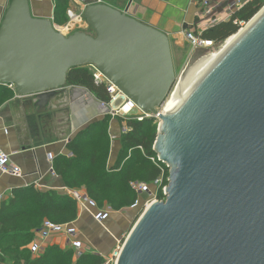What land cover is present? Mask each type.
<instances>
[{
	"label": "water",
	"instance_id": "water-1",
	"mask_svg": "<svg viewBox=\"0 0 264 264\" xmlns=\"http://www.w3.org/2000/svg\"><path fill=\"white\" fill-rule=\"evenodd\" d=\"M78 1L92 33L64 34L33 16L29 0H11L0 84L50 109L85 91L67 84L68 71L93 64L158 115L153 150L169 168L165 199L144 208L116 264H264V5L178 80L167 33L131 16L132 0L123 10Z\"/></svg>",
	"mask_w": 264,
	"mask_h": 264
},
{
	"label": "trees",
	"instance_id": "trees-1",
	"mask_svg": "<svg viewBox=\"0 0 264 264\" xmlns=\"http://www.w3.org/2000/svg\"><path fill=\"white\" fill-rule=\"evenodd\" d=\"M53 1L54 22L62 25L68 20L66 9L70 0ZM263 4L264 0L248 2L229 19L205 29L202 36L221 44L239 30L238 21L247 22ZM67 84L85 87L99 101L110 100L105 85L95 82L87 65L71 68ZM13 95L12 88L0 84V105ZM109 118L110 115H105L78 131L67 144L72 156H57L53 168L66 186H84L87 195L98 205L106 202L112 209L119 210L137 200L131 181L151 183L161 171L150 159L156 155L153 150L156 131L150 129L151 118L126 122L128 130L122 133L117 159L111 167L106 166ZM77 212L78 203L68 193L40 190L34 184L15 187L8 198L0 201V264H101L104 257L89 252L81 253L73 263V251L62 250L57 245L48 246L36 257L31 256L27 245L44 219L71 222L76 219Z\"/></svg>",
	"mask_w": 264,
	"mask_h": 264
},
{
	"label": "crops",
	"instance_id": "crops-1",
	"mask_svg": "<svg viewBox=\"0 0 264 264\" xmlns=\"http://www.w3.org/2000/svg\"><path fill=\"white\" fill-rule=\"evenodd\" d=\"M100 1L123 10L129 0ZM10 2L11 0H0V24ZM29 2L33 16L49 18L56 27L67 23L68 20L62 25L54 22L53 0ZM69 6L81 5L75 0H70ZM196 12V0H132L128 8L131 16L164 31L169 40L175 42L181 38L184 40L182 32L188 24L195 21ZM79 87L85 91L59 96L52 102L50 109L41 108L30 96H18L15 91L12 97L0 105V147L11 155L12 161L22 170V176L19 177L0 174V195L3 199L8 198L15 187L30 184H34L40 190H55L60 193L74 190L87 195L84 186L78 188L66 186L62 176L53 168V161L57 156H72L67 144L78 131L105 116L100 110L99 102L92 99L95 98L94 95L85 87ZM126 122L125 120L120 122L117 117L111 116L108 120L107 167H111L117 159L122 133L128 130ZM49 153L53 156L52 160L48 157ZM151 190L153 191V187ZM136 197L137 206H125L119 210L111 208L108 217L102 221L94 218L96 212L94 208L88 206L78 208L77 217L73 222L79 231L78 238L83 244L81 250L78 252L74 249L63 234L55 233L44 241L41 251L32 254V257L38 256L50 245H57L62 250L71 249L73 263L84 252L106 257L131 224L137 208L140 206L143 208L145 203L151 200L149 192L136 193ZM98 206L105 208L110 205L104 202Z\"/></svg>",
	"mask_w": 264,
	"mask_h": 264
},
{
	"label": "built area",
	"instance_id": "built-area-1",
	"mask_svg": "<svg viewBox=\"0 0 264 264\" xmlns=\"http://www.w3.org/2000/svg\"><path fill=\"white\" fill-rule=\"evenodd\" d=\"M76 1L78 2V0ZM97 1L101 2L100 0ZM251 1L254 0H196V19L192 23L188 24L182 32L185 42L191 47L192 50H214L216 47L220 48V44L217 45L213 40L204 38L202 36L203 31L220 21L229 19L236 10L240 9ZM67 14L69 18L72 19L71 21H73L74 17L76 16L80 18V16L75 14L72 9H68ZM71 21L66 25L67 29L70 28ZM238 23L240 28L246 24L244 21H238ZM202 24L204 25L201 26ZM87 66L95 82L103 83L105 85L106 92L109 95V102L98 101L100 110L104 115H110L111 117H122L125 121H142L151 117L156 119L155 122L159 121L157 114H153L149 111H144L139 108L135 102H133L124 92H122L114 83H112L95 65L89 64ZM8 87L14 90L13 85H8ZM161 108L162 107L158 108L159 112H161ZM48 157L50 160L53 158L51 153L48 154ZM150 159L160 168L161 174L151 183L144 181L130 182V185L135 193L139 194L142 192H149L151 194V200L145 203L144 207H146L152 201L165 199V189L169 178V168L167 165L162 163L158 159L157 155L151 156ZM0 174H9L17 177L22 176V170L20 166L15 164L11 159V155L5 152L1 147ZM151 187H153V191L151 190ZM68 194L77 201L78 208L84 206L94 208L96 210L94 218L98 221L106 219L109 215V212L111 211L110 206L100 208L97 202L86 194H82L74 190L69 191ZM2 199L3 197L0 195V200ZM137 205L138 201L136 200L132 207ZM55 233L63 234L66 237L67 242L70 243L74 249H76L78 252L81 250L83 244L78 238L79 231L74 225L73 221L59 223L49 219H44L39 228L35 230L34 237L27 246L29 251L32 254L39 253L42 249L44 241H46L48 237ZM122 245L123 243H120L118 240L111 253L104 257V261L101 264H116L122 249Z\"/></svg>",
	"mask_w": 264,
	"mask_h": 264
},
{
	"label": "rangeland",
	"instance_id": "rangeland-1",
	"mask_svg": "<svg viewBox=\"0 0 264 264\" xmlns=\"http://www.w3.org/2000/svg\"><path fill=\"white\" fill-rule=\"evenodd\" d=\"M76 1V0H75ZM78 4H80L81 6H76V7H70L68 6L66 11L68 9H72L73 12L75 14H77L78 16H80V18L75 19V21H77V23L71 21L72 19L69 18L68 14V21L65 25L62 26H58L57 29L59 31H61L59 29V27L64 28L65 30L62 32L64 34H70L74 31H85L87 33H92V29L91 27L87 24V22L85 21V19H83V6L81 4V2H77ZM67 13V12H66ZM70 23V28L67 29L66 25ZM72 23H74L72 25ZM204 24H202L201 26H203ZM56 26V25H55ZM66 27V28H65ZM225 43V41H223L220 46H222ZM170 46H171V54H172V60H173V65H174V70H175V74H176V78L180 79L179 77H181V74L183 72V70L187 67L192 65L194 62H196L197 60H199L202 56H204L205 54H207L210 51H213L212 49L210 50H192L191 47L184 41L181 39H178V42H175V40L170 41ZM219 47H216L214 50H218ZM178 81V80H177ZM176 81V82H177ZM120 122H122L124 119L117 117ZM157 127H158V122H151L150 124V129L151 131H156L157 132ZM169 173V171H168ZM136 181V180H135ZM138 181V180H137ZM132 182V181H131ZM141 182V181H139ZM161 195V192H160ZM145 207L142 208V206L138 207L137 209V213H135L134 217L131 220V224L125 229L124 233L121 235V238L119 239L120 243H123L124 239L126 238L129 230L131 229V227L133 226V224L137 221V219L139 218L140 214L143 212ZM32 256V253H31Z\"/></svg>",
	"mask_w": 264,
	"mask_h": 264
},
{
	"label": "bare ground",
	"instance_id": "bare-ground-1",
	"mask_svg": "<svg viewBox=\"0 0 264 264\" xmlns=\"http://www.w3.org/2000/svg\"><path fill=\"white\" fill-rule=\"evenodd\" d=\"M77 18H79V17H74V19H73V22H75V23H77V21H75V19H77ZM74 23H72V25H73ZM60 30L63 32L65 29L64 28H61L60 27ZM234 38V36H232V37H230V38H228V39H226V41H225V43L223 44V46L225 45V44H227L230 40H232ZM216 50H213V51H210V52H208L207 54H205L204 56H202L201 58H203V57H205V56H207V55H209V54H211V53H213V52H215ZM200 58V59H201ZM180 78V77H179ZM179 80V79H178ZM178 82V81H177ZM176 82V83H177ZM174 89V88H173ZM173 89H172V91H173ZM171 91V92H172ZM171 94V93H170ZM170 94L168 95V97L166 98V100H165V102H164V104L162 105V108H161V113L162 114H165V110L163 109V107L165 106V104H166V102H167V100H168V98H169V96H170Z\"/></svg>",
	"mask_w": 264,
	"mask_h": 264
}]
</instances>
